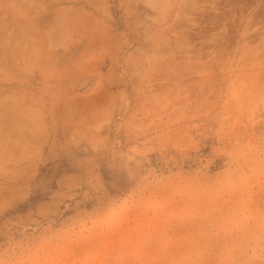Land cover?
Listing matches in <instances>:
<instances>
[{
	"label": "rangeland",
	"instance_id": "rangeland-1",
	"mask_svg": "<svg viewBox=\"0 0 264 264\" xmlns=\"http://www.w3.org/2000/svg\"><path fill=\"white\" fill-rule=\"evenodd\" d=\"M0 264H264V0H0Z\"/></svg>",
	"mask_w": 264,
	"mask_h": 264
}]
</instances>
